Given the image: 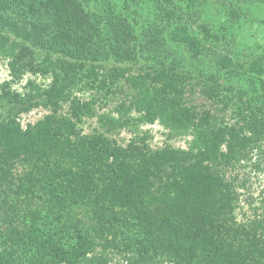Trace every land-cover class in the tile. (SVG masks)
I'll use <instances>...</instances> for the list:
<instances>
[{
	"label": "trees",
	"instance_id": "obj_1",
	"mask_svg": "<svg viewBox=\"0 0 264 264\" xmlns=\"http://www.w3.org/2000/svg\"><path fill=\"white\" fill-rule=\"evenodd\" d=\"M161 2L152 0L158 26L144 32L154 64L134 72L147 45L91 0H0L9 72L0 85V264H264V207L238 220L239 189H249L234 174L264 166V81L256 99L226 101L216 78L191 83L159 56V25L181 21ZM169 34L198 54L188 26ZM215 64L227 77L264 73L260 57L242 66L223 55ZM27 74L51 82L15 91ZM78 86L89 100L74 95ZM195 93L220 113L190 103ZM116 94L123 98L113 110L96 115ZM64 105L68 117L58 114ZM40 107L50 114L22 127L20 116ZM93 117L103 133L83 134L78 126ZM155 123L167 139L189 136L187 148L152 149L147 132L125 146L105 135Z\"/></svg>",
	"mask_w": 264,
	"mask_h": 264
},
{
	"label": "rangeland",
	"instance_id": "obj_2",
	"mask_svg": "<svg viewBox=\"0 0 264 264\" xmlns=\"http://www.w3.org/2000/svg\"><path fill=\"white\" fill-rule=\"evenodd\" d=\"M159 1L162 3L161 1L164 0ZM91 3L98 13L104 17H119V20H123L125 24H130L135 30L133 35L136 36L137 45L142 49L147 45L146 47L149 50L145 48L141 57L138 58L139 64L133 66L135 67L134 72L154 64L152 59L154 53L152 51L155 50V46L146 43L149 38L144 34L146 30H149L148 26L152 28L155 23V26H158L160 22V19L156 18V15H159L158 7L155 3H152V0H138L137 4L131 0H91ZM165 3L170 8H176L175 11L179 14L181 21L174 22V19H171L169 24L165 23L163 25L162 23L159 25L162 28L165 27L163 35L160 34L162 36V48L159 49V56L166 58L168 60L166 62L173 65L177 71L188 75L191 83L199 81L202 85L208 78H216L224 87L221 93L225 101L228 97L235 100L241 95L244 100H253L262 94L261 81H264V73L259 79L257 77L258 80H255L252 73L246 71L243 78L240 76L227 77L215 63L223 55L234 57L242 66L251 59L258 57L264 60V0H199L194 6H189L181 0H165ZM162 5L165 6L164 3ZM180 24L188 26L189 33L197 37L201 44L198 54L193 55L188 47L182 43L177 44L171 41L169 31L173 30L175 25L180 26ZM154 37L156 38V35ZM239 71L242 72V70ZM241 72H238V74H241ZM8 79L7 62L0 59V85ZM28 80L41 87H46L51 82L50 77L27 74L20 83L14 84L12 88L23 93ZM79 87L74 91V95L82 101L89 100L92 92L90 90H80ZM122 98L121 94H116L107 106H96V115L111 112L116 105V101ZM188 99L190 103L197 105L198 108H210L213 113H220L218 111L219 104L207 102L198 93L190 95ZM229 112H231L230 109L227 112L226 119L232 123L235 121L234 114H229ZM48 114H50L49 110L40 107L21 115L20 123L22 127L28 124L33 125ZM58 114L68 117L69 106L64 105ZM78 127L86 135L96 131L103 133L96 117L85 118ZM145 132L150 136L148 144L152 149L161 148L165 145L186 149L187 142L190 140L189 136L167 139V131L157 123L140 126L134 131L124 129L119 133L113 132L105 135L109 139L115 140L117 144L125 146L134 134L141 135ZM261 144H264V141ZM252 165L247 164V166L234 172L241 179H247V188L249 189H239L240 206L236 215L240 221L251 217L254 208L261 209L264 207V203H262L264 201V166H261L260 170H256ZM20 170L18 169L17 172L20 173ZM80 209L82 212L84 211L83 208Z\"/></svg>",
	"mask_w": 264,
	"mask_h": 264
}]
</instances>
